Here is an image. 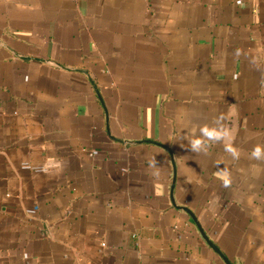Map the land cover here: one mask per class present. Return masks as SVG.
Segmentation results:
<instances>
[{"label": "crops", "instance_id": "0c3cea01", "mask_svg": "<svg viewBox=\"0 0 264 264\" xmlns=\"http://www.w3.org/2000/svg\"><path fill=\"white\" fill-rule=\"evenodd\" d=\"M199 231L264 264V0H0V264H225Z\"/></svg>", "mask_w": 264, "mask_h": 264}, {"label": "water", "instance_id": "95a60500", "mask_svg": "<svg viewBox=\"0 0 264 264\" xmlns=\"http://www.w3.org/2000/svg\"><path fill=\"white\" fill-rule=\"evenodd\" d=\"M182 211H184L185 213H187L189 215V217L192 219V221L196 224L195 218L193 217V215L186 209L184 208H179ZM197 225V224H196ZM200 235L202 237V239L204 240V242L209 246V248H211V250H213V252H215L222 260L225 264H230L226 258L221 254V252L211 243V241L205 236V234L202 231H199Z\"/></svg>", "mask_w": 264, "mask_h": 264}, {"label": "clouds", "instance_id": "9594fccd", "mask_svg": "<svg viewBox=\"0 0 264 264\" xmlns=\"http://www.w3.org/2000/svg\"><path fill=\"white\" fill-rule=\"evenodd\" d=\"M198 146H199V141H197V142H195V143L193 144V148H194V149L197 148ZM253 155H254L256 158H260V156H261L260 149L257 148L256 151L253 153Z\"/></svg>", "mask_w": 264, "mask_h": 264}]
</instances>
